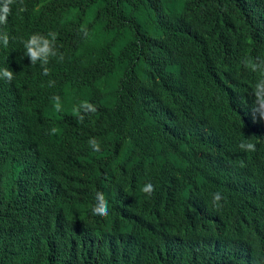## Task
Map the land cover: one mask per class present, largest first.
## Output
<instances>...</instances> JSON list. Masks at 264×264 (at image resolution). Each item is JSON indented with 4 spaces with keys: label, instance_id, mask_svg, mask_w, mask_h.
<instances>
[{
    "label": "trees",
    "instance_id": "1",
    "mask_svg": "<svg viewBox=\"0 0 264 264\" xmlns=\"http://www.w3.org/2000/svg\"><path fill=\"white\" fill-rule=\"evenodd\" d=\"M30 3L24 12L12 11L6 25L29 21L39 33H58L57 49L64 59L49 63L50 75L30 65L19 68L13 82H0V208L12 220L8 251L0 264H51L35 254L20 224L38 220L44 227L54 224V215L43 208L52 197L77 199L92 186L103 188L113 207L129 197L134 187L125 178L139 167L130 153L141 145L136 142L134 116L140 107L148 123L144 142L157 146L168 140L171 129L180 128L173 137L187 141L200 137L203 145L214 144L218 122L222 130L236 135L243 131L242 115L252 104L249 93L255 91L256 78H262L244 61L264 59V0ZM15 60L20 62L0 53V66ZM195 62L199 68L178 107L172 90L179 91L181 70ZM148 73H157L162 85ZM149 79L151 87L139 100L132 87L146 86ZM50 80L55 81L53 87ZM215 89L221 94V108L229 114L224 113L223 122V114L209 102ZM53 96L62 98L66 110L77 100L71 110L85 101L95 105L94 119L61 122L53 111ZM52 127L59 129L56 135L49 134ZM91 136L98 140L99 152L88 144ZM184 154L194 159L190 150ZM256 160L258 164L242 168L264 169V155ZM240 161L244 159H233L238 170ZM173 202L183 211L191 208L183 200Z\"/></svg>",
    "mask_w": 264,
    "mask_h": 264
},
{
    "label": "clouds",
    "instance_id": "2",
    "mask_svg": "<svg viewBox=\"0 0 264 264\" xmlns=\"http://www.w3.org/2000/svg\"><path fill=\"white\" fill-rule=\"evenodd\" d=\"M30 4V0H0V53L20 61L0 66L2 83L13 82L23 66H35L43 75H50L49 63L57 57L64 59L57 49L58 33H39L38 26L29 21L6 25L12 11L24 12ZM244 66L260 71L262 78H256L255 91L249 93L252 104L242 115L244 128L240 134L222 130L224 126L218 122L214 144L203 145L200 137L190 141L173 137L179 133L178 128L170 130L168 140L153 146L144 142L148 123L145 109L140 107L134 116L136 142L141 145L130 153L139 167L125 178L134 187L133 192L114 207L99 186L90 187L77 199L52 197L43 208L54 215V224L44 227L39 220L20 224L35 254L51 264H68L71 260L77 264H264V169L242 168L258 164L257 157L264 155V59H245ZM198 68L195 62L181 70L179 91L172 90V100L178 107ZM147 76H155V82L162 85L157 73ZM48 85L53 87L55 81L50 80ZM150 87L149 79L146 86L135 84L132 89L141 100ZM52 100L54 114L63 123L88 122L97 111L86 101L71 110L77 100L66 110L62 98L53 96ZM211 101L215 105L212 107L223 114L221 121L227 120L229 114L221 108L218 90ZM58 132L52 127L49 134ZM29 135L25 137L33 139ZM88 144L95 152L100 151L95 136L89 137ZM186 150L194 154L193 160L184 154ZM235 157L244 159L239 162L240 170L233 163ZM108 181L110 186L112 178ZM174 200L188 202L190 210H181ZM11 232V217L0 208V258L8 251Z\"/></svg>",
    "mask_w": 264,
    "mask_h": 264
},
{
    "label": "bare ground",
    "instance_id": "3",
    "mask_svg": "<svg viewBox=\"0 0 264 264\" xmlns=\"http://www.w3.org/2000/svg\"><path fill=\"white\" fill-rule=\"evenodd\" d=\"M167 53V52H166ZM240 96V95H239ZM186 133V132H185Z\"/></svg>",
    "mask_w": 264,
    "mask_h": 264
}]
</instances>
